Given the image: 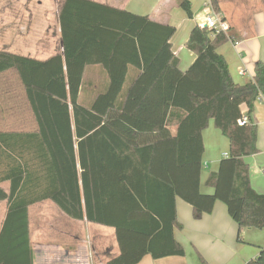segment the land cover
Segmentation results:
<instances>
[{
    "label": "trees",
    "instance_id": "16d2710c",
    "mask_svg": "<svg viewBox=\"0 0 264 264\" xmlns=\"http://www.w3.org/2000/svg\"><path fill=\"white\" fill-rule=\"evenodd\" d=\"M179 6L193 18L188 0ZM60 27L63 53L47 60L0 51V75L16 73L36 125L0 131V203L7 204L0 264H34L29 208L45 201L74 221L114 230L120 253L106 264L184 256L174 237L183 228L177 199L195 219L219 201L240 230H264V194L244 161L259 152L252 113L264 96V62L253 80L235 83L218 53L230 30L196 26L187 48L197 57L183 72L172 50L175 26L92 0H65ZM211 121L230 152L206 181L214 193L204 194L203 132ZM246 264H264V248Z\"/></svg>",
    "mask_w": 264,
    "mask_h": 264
},
{
    "label": "crops",
    "instance_id": "0c3cea01",
    "mask_svg": "<svg viewBox=\"0 0 264 264\" xmlns=\"http://www.w3.org/2000/svg\"><path fill=\"white\" fill-rule=\"evenodd\" d=\"M92 1L175 26L177 33L172 38V50L183 72L197 57L187 48L192 30L201 27L206 15L214 13L222 15L230 28L232 40L221 46L218 53L226 59L235 83L244 85L253 80L257 62H264V0H188L193 18L179 6L181 0ZM214 1L219 11L214 8ZM53 2L56 18L55 24L50 26L44 0H0V43L3 47L0 51L20 55L28 52L24 56L39 60L62 54L60 10L65 0ZM182 32L184 42L177 39ZM92 77L95 81L103 79L101 74H92ZM241 110L244 115L248 113L246 105H242ZM252 118L258 127L259 152L245 157L244 161L250 169L253 189L264 194V101H256ZM13 123L20 129L15 130ZM19 130L36 131V125L19 78L10 71L0 75V131ZM203 140L201 191L213 194L214 189L207 187L206 181L212 173L218 172L221 161L229 156L230 140L215 127L214 121L203 132ZM2 188L9 191V183L2 184ZM51 207L45 201L29 208L34 264H106L119 255L112 228L87 221H66L58 213L54 215L56 221L50 222L46 216L53 212ZM176 210L183 228L176 229L174 237L184 248L185 255L159 259L147 255L139 264H246L256 259L264 248V230H240L222 202L218 201L214 211L201 219H195L192 206L181 199L176 200ZM6 213L7 204L2 202L0 229ZM33 223L36 228H32Z\"/></svg>",
    "mask_w": 264,
    "mask_h": 264
},
{
    "label": "rangeland",
    "instance_id": "374dc122",
    "mask_svg": "<svg viewBox=\"0 0 264 264\" xmlns=\"http://www.w3.org/2000/svg\"><path fill=\"white\" fill-rule=\"evenodd\" d=\"M44 2H45V10L49 12V18H48V19L50 20V23H51L50 26H53V25L55 24L54 17L56 18V16H54V15H55V12H56V7H55V5H54L53 0H44ZM177 39H179V41H180V39H181V42H184V35H183V32H182V33H178V35H177ZM0 49H3V47L1 46V43H0ZM23 54H24V55H28L29 53H28V52H23ZM23 107L28 108V107H26V106H24V105H23ZM13 127H14L15 130L20 129V128H17V127H16V124H14V123H13ZM25 127H26V126H25ZM19 131H20V130H19ZM47 202H48V204H49L50 206H52L51 209L53 210V212L50 211V212H49V215L46 216L47 219H48L50 222L56 221V218L54 217V215H55L56 213L60 214V215L62 216V218L65 219L66 221L72 220V219L66 217L65 215H63V213L58 209V207H57L54 203H52L51 201H47ZM32 213H33V212H32ZM52 213H53V216H51ZM35 220H36V218H35ZM73 221H74V220H73ZM33 224H34V223H33ZM35 224H36V222H35ZM35 224H34V226L32 225V228H36V227H35ZM96 228H97V227H96Z\"/></svg>",
    "mask_w": 264,
    "mask_h": 264
},
{
    "label": "built area",
    "instance_id": "2783aa9c",
    "mask_svg": "<svg viewBox=\"0 0 264 264\" xmlns=\"http://www.w3.org/2000/svg\"><path fill=\"white\" fill-rule=\"evenodd\" d=\"M202 28H208L213 31V34H218L220 32L228 33L229 26L227 22L223 19V16L217 13L206 15L201 24ZM259 101H264V96L258 98ZM247 123V118L244 117L238 121L240 126H244ZM228 156V155H227Z\"/></svg>",
    "mask_w": 264,
    "mask_h": 264
}]
</instances>
